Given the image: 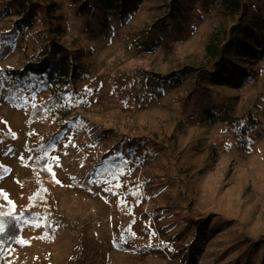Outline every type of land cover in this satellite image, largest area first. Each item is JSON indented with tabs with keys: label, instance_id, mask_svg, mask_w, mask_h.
Masks as SVG:
<instances>
[{
	"label": "rangeland",
	"instance_id": "374dc122",
	"mask_svg": "<svg viewBox=\"0 0 264 264\" xmlns=\"http://www.w3.org/2000/svg\"><path fill=\"white\" fill-rule=\"evenodd\" d=\"M30 1L54 8L53 29L0 0V46H13L0 69L55 40L76 71L61 127L31 119L50 86L0 82V209L19 227L1 264H264V0H240L246 16L223 0H130L107 22L80 0ZM242 21L250 58L215 69L210 36L222 47ZM188 67L210 75L175 76ZM249 115L259 123L242 133Z\"/></svg>",
	"mask_w": 264,
	"mask_h": 264
},
{
	"label": "trees",
	"instance_id": "16d2710c",
	"mask_svg": "<svg viewBox=\"0 0 264 264\" xmlns=\"http://www.w3.org/2000/svg\"><path fill=\"white\" fill-rule=\"evenodd\" d=\"M82 4L79 7V11L82 14L91 15L93 20H103L107 22V16L116 12V16L122 18L129 17L136 9V4L131 3L130 0H80ZM227 1L222 4L226 5L230 12H235L236 9L242 8L243 15L246 16L248 11V4L242 3L240 0H223ZM20 5H23L25 14L24 17L27 20L36 21L46 32L53 29L50 22L53 7L49 4H42L40 2H31L30 0H17ZM176 3H182L183 0H173ZM126 5L123 12H118L120 7ZM131 5V6H130ZM166 19H171L172 16L168 14ZM250 24L253 27H258L251 20ZM17 26H15V30ZM210 36L209 43L206 46V55L211 57V61H215L214 67L217 70L223 68V64L228 62L223 61V55L227 59V55L233 51L242 58H250V50L247 48L248 44L253 36L250 28L245 25L244 22L238 23L232 28L229 35L230 40L221 47L216 45L213 37ZM260 38V37H259ZM13 49L11 44H3L0 46V57L6 55ZM44 56L39 61L31 62L25 65L21 70L0 69V82H25L31 84L33 82L44 84L52 88V95L49 99L41 104H35L32 108L31 119L37 118H49L58 121V125L63 126V118L65 117L63 96L67 92L74 80V73L76 71V65L72 60V55L63 45H60L55 40H51L44 45ZM218 59V61H216ZM245 60V59H244ZM229 63V62H228ZM189 74L193 80L198 77H207L210 72L206 70H200L198 75H195V71L192 68H185L184 70L176 72L175 76H183ZM245 77V71L237 69L233 74L228 75V79L235 80L237 82L243 80ZM259 120L254 115H249L241 127L242 133L244 131H250L256 128ZM136 144L138 140H135ZM140 143V141H139ZM152 145V142H150ZM151 147V146H149ZM44 160H40L36 167L40 171V174L47 181L51 177L50 172L42 165ZM49 232H51L49 230ZM19 237V227L16 223V219L11 214L7 213V208L2 207L0 209V264L5 249L10 247ZM82 242V240H80ZM82 258V252H79L75 258H71V263L80 261Z\"/></svg>",
	"mask_w": 264,
	"mask_h": 264
},
{
	"label": "snow or ice",
	"instance_id": "6c2138e0",
	"mask_svg": "<svg viewBox=\"0 0 264 264\" xmlns=\"http://www.w3.org/2000/svg\"><path fill=\"white\" fill-rule=\"evenodd\" d=\"M57 160H58V158H56ZM48 171L49 172H51V167L49 166V168H48ZM53 178H55V174L53 173ZM57 183H59V181H56ZM39 225H37V227H38ZM22 243V242H21Z\"/></svg>",
	"mask_w": 264,
	"mask_h": 264
}]
</instances>
